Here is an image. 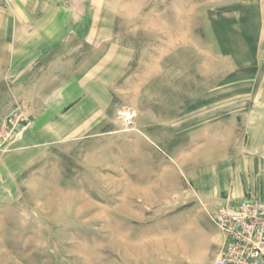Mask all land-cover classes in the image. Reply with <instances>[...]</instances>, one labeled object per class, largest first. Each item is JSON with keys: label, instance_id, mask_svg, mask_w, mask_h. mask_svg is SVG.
<instances>
[{"label": "rangeland", "instance_id": "1", "mask_svg": "<svg viewBox=\"0 0 264 264\" xmlns=\"http://www.w3.org/2000/svg\"><path fill=\"white\" fill-rule=\"evenodd\" d=\"M261 1L256 23L250 0H93L87 55L65 38L54 51L66 54L26 58L78 71L0 72V264L214 263L183 214L204 207L215 137L264 80ZM74 76L92 116L59 129L45 85ZM227 204L205 208L209 238L223 235L210 216Z\"/></svg>", "mask_w": 264, "mask_h": 264}, {"label": "crops", "instance_id": "2", "mask_svg": "<svg viewBox=\"0 0 264 264\" xmlns=\"http://www.w3.org/2000/svg\"><path fill=\"white\" fill-rule=\"evenodd\" d=\"M92 1H3L4 4H0V72L4 70L38 71L41 68L50 70V66H53V70H77V67L68 64L66 68L58 67L59 59L56 62L57 59L49 57L44 60L30 58L27 60L30 65L26 66V58L35 55L66 54L62 50L54 51L55 47H60L65 38L84 40L82 42L84 46L79 45V50H73L72 54L87 55V42L92 44V12L89 9L93 5ZM248 6L250 15L255 16V22L261 23L262 9L260 11L254 9V14L251 6L262 8V1L250 0ZM85 67L87 69L86 63ZM65 79L63 82L55 80L52 84L45 85L50 90L52 99L46 107L44 105L45 113L48 118L60 120L59 129L61 123L70 122L72 124L77 119L84 121L90 118L92 110L87 108L94 101L92 93L87 94V90H83L80 94L77 93L80 76ZM258 83L256 94L247 102V110L234 116V119H239L240 122H236V126L230 128L231 133L223 134L222 132L215 137L220 145L213 148L214 155L211 154L209 158L214 167L209 171L210 173L202 177L201 181H197L199 183L197 196L204 210L198 206V203H195L183 214L184 224H188L186 226L192 224L195 227L198 236L195 240H199L201 245H208L207 248L213 245L215 253L211 255L212 257H217L221 252L226 238L221 234H218L215 239L209 238L210 233L202 228L205 224L212 225L205 208L207 211H213L221 204L236 205L250 200L252 196L264 202V80H258ZM65 89L68 91H64ZM49 90L44 93H48ZM43 92L38 94L41 100L44 99ZM241 102L243 106V100ZM68 103H71V106L68 105L69 109L66 111L64 109L60 114L61 108ZM240 114L242 117L237 116ZM39 117L47 119L46 116ZM34 125L37 129L38 120ZM38 131L28 132V134L37 136ZM68 132H72L71 127ZM23 139L24 137L21 142ZM187 217L193 218V221L188 222ZM210 253L212 254V249L210 251L209 248L207 256Z\"/></svg>", "mask_w": 264, "mask_h": 264}, {"label": "built area", "instance_id": "3", "mask_svg": "<svg viewBox=\"0 0 264 264\" xmlns=\"http://www.w3.org/2000/svg\"><path fill=\"white\" fill-rule=\"evenodd\" d=\"M7 136L0 135V146ZM210 219L226 238L213 264H264V204L257 200L227 204Z\"/></svg>", "mask_w": 264, "mask_h": 264}, {"label": "bare ground", "instance_id": "4", "mask_svg": "<svg viewBox=\"0 0 264 264\" xmlns=\"http://www.w3.org/2000/svg\"><path fill=\"white\" fill-rule=\"evenodd\" d=\"M124 121L127 123L130 119V113L129 112H125L123 115Z\"/></svg>", "mask_w": 264, "mask_h": 264}]
</instances>
